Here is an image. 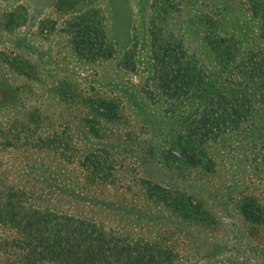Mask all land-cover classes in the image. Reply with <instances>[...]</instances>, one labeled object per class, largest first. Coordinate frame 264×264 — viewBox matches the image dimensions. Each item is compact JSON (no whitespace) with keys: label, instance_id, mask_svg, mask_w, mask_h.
Here are the masks:
<instances>
[{"label":"rangeland","instance_id":"obj_1","mask_svg":"<svg viewBox=\"0 0 264 264\" xmlns=\"http://www.w3.org/2000/svg\"><path fill=\"white\" fill-rule=\"evenodd\" d=\"M263 20L264 0H0V264H264L241 210L264 207V101L238 121L206 96L264 66Z\"/></svg>","mask_w":264,"mask_h":264},{"label":"trees","instance_id":"obj_2","mask_svg":"<svg viewBox=\"0 0 264 264\" xmlns=\"http://www.w3.org/2000/svg\"><path fill=\"white\" fill-rule=\"evenodd\" d=\"M261 33L264 35V20L261 23ZM251 56L252 54L248 53V55H246L242 62H240L238 65L241 67V70L240 68L236 69L234 73L228 78L227 83L228 86L230 85L231 89L229 95L228 92L224 91V93L220 90H212L211 92L213 94L210 95V97L206 93L207 99H210L213 104L215 103L214 110H216V107L219 106V104V110L223 109L220 119H222L225 111L230 113L232 110H234L236 113L233 115V118H236L238 121L245 119L247 113L250 112L249 108H251L254 102L264 101V66H258L259 62H252L249 60L246 61L247 59L251 60ZM253 64H255L254 67ZM217 94V101L213 102V96ZM218 98H220V100H218ZM227 113L225 115V119L228 118V115L230 116V114ZM241 210L244 217L251 222L260 223L264 219V207L258 205L254 201H249L248 203L244 202L242 204ZM86 236L88 237L89 234ZM93 240H96V238H93ZM105 241L106 240H104V243Z\"/></svg>","mask_w":264,"mask_h":264}]
</instances>
